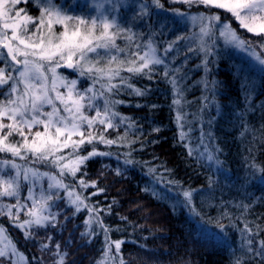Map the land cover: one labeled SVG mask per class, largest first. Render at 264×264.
I'll list each match as a JSON object with an SVG mask.
<instances>
[{
  "label": "trees",
  "instance_id": "16d2710c",
  "mask_svg": "<svg viewBox=\"0 0 264 264\" xmlns=\"http://www.w3.org/2000/svg\"><path fill=\"white\" fill-rule=\"evenodd\" d=\"M56 2L70 8L68 15L93 14L86 4ZM137 2L143 6V0H134L129 8H119V29H113L125 30L116 39L123 52L113 49L104 53L100 65H107L112 55L117 56L114 65L134 59L130 53H142L149 41L165 64L154 65L143 75L121 71L120 75L143 91V96L135 95L119 78L112 80L119 91L105 96L112 102L121 101L114 110L126 119L120 124L117 117L118 126L104 135L117 143L109 146L94 141L83 145L78 150L81 156L88 155L93 145L97 151L110 154L92 157L80 166L75 177L68 171L63 177L69 190L85 197L89 207L101 211L91 217L87 208L76 212L68 204L65 191L60 190L64 199L56 203L63 212L52 209L57 212L55 228H27L29 233L37 234L26 242L24 231L15 227V208L12 218L6 213L0 215V227L23 255L25 264H57L61 255L64 264H103L100 258L104 246H113L115 241H123L119 257L125 264H264V255L259 251L264 242V66L252 65L220 42L213 44L205 56L197 43L184 45L179 39L197 31L186 22L189 14H220L230 19L222 11L159 0L162 28L151 38L148 26L153 18L147 25ZM22 7L30 16L39 14L35 3ZM177 12H183L185 18ZM246 38L258 44L262 39L250 35ZM169 45L172 51L165 56L164 49ZM257 51L260 54L264 49L258 45ZM206 60L212 63L205 66ZM61 72L75 76L63 69ZM172 79L176 80L175 87ZM7 87L0 88V98ZM97 103L102 106L104 99ZM87 114L94 116V110L88 109ZM178 115L182 117L179 122ZM95 130L99 134L104 126L97 125ZM13 140L21 138L15 136ZM71 152L72 148H67L61 154L67 157ZM209 155L213 159L209 160ZM5 158L11 159L0 153V159ZM29 165L60 178L57 168L50 164ZM81 179L88 184L96 181L97 187L84 188ZM98 188L105 191L92 196ZM185 191L191 192L190 203L183 195ZM26 194L27 186L22 185L20 202L29 206ZM15 203L14 198H0V205ZM26 212L25 208L19 213L20 221L27 219ZM90 218L89 229L84 222ZM97 220L108 229L107 238ZM84 232L95 234L81 237ZM11 262L12 257L11 261L3 259V264Z\"/></svg>",
  "mask_w": 264,
  "mask_h": 264
},
{
  "label": "snow or ice",
  "instance_id": "6c2138e0",
  "mask_svg": "<svg viewBox=\"0 0 264 264\" xmlns=\"http://www.w3.org/2000/svg\"><path fill=\"white\" fill-rule=\"evenodd\" d=\"M34 2L40 11L38 18L27 15L25 8L19 7L21 3ZM182 2L189 7L193 4H203L206 8L224 9L225 12L231 13V17L239 22L240 28L246 29L248 33H253L257 37H262L260 47L264 49V0H182ZM152 3L157 8L162 7L159 0H152ZM147 7L148 5L142 6L141 19L148 15L143 10ZM69 10L70 8L58 4L56 0H0V63L5 65L0 67V88L8 86L2 93L3 98H0V153L11 157V159H0V198L8 197L16 200L14 205H0V215L6 213L9 218H12V209H16L15 227L24 231L26 242L37 234L29 233L27 228L56 227L57 212L52 209H60L56 201L64 199L58 191L61 188L67 192L68 203L75 208L76 212H80L82 207L87 208L91 217L93 213L101 211L98 208L89 207L85 203L86 198L76 194L74 190L69 191V186L63 183L65 170L75 177L80 171V166L92 157L110 154L97 151L93 145V150L88 155L81 156L78 150L83 145L93 144L94 141L109 146L117 143V140L107 139L104 135L108 129L118 126L116 118L119 117V113L114 109L115 104L121 101L112 102L105 96V93L119 91L118 85L112 83V80L119 78L121 84L131 88L135 95L143 96V91L133 87L120 75L121 71L143 75L146 74V69L151 72L152 66L165 64V59L157 55V49L149 41L145 46L146 51L141 53L137 50L130 53L134 59L120 60L115 67H112L113 62L117 61V56L112 55L107 65L99 66L101 64L99 49H103L105 53H110L113 49L123 52V49L116 44V39L125 30L109 31L119 29V25L114 16L109 18L106 14L108 10L103 4L96 5V15L90 20L86 17L68 15ZM175 14L181 19L185 18L183 12ZM190 19L193 24L200 26V31L194 36L193 41H198V50L205 53V56L211 51L208 41L212 40L218 31L219 37L223 38L225 43L242 50L246 49L251 57L264 66V58H262L264 51L258 55L254 42L238 35L237 30L230 22H227L229 18L222 17L220 14L205 15L198 12ZM29 24H34L36 31L29 33ZM45 25L47 33L43 31ZM53 25H61L64 30L57 36L53 31ZM98 29H102L99 34H97ZM37 39L39 42H36ZM127 39L131 40L132 37L128 36ZM4 50H6V56ZM171 51L172 45H169L164 49L165 56ZM189 51L192 49L189 48ZM90 53H95L96 58L90 57ZM208 63L212 61L206 60L205 66ZM61 67L78 71L81 76L87 74L92 78L94 85L101 81L106 83H101L102 91L99 95L94 87H89L82 92L78 91L77 80L72 79L69 82L57 73V68ZM5 68H10L7 74H5ZM164 74L166 77L170 75L167 69ZM49 80H51V87H49ZM171 83L175 87L176 80L172 79ZM60 86L67 89V95L58 90ZM101 97L104 99L102 106L97 103ZM46 108L51 110L47 111ZM88 109L94 110L95 115H88ZM125 119V117H119V123H124ZM181 119L182 117L178 115L177 121ZM97 125H103L104 131L97 134L95 130ZM41 126L42 131L39 130ZM15 136H19L21 140L14 141ZM183 138L182 132L181 139ZM118 139L123 138L118 137ZM67 148H72V152L66 157L61 153ZM191 154L189 152V155ZM17 158L25 163H17ZM208 159L211 160L213 157L209 155ZM65 160H67L66 163ZM126 162L132 163L131 160ZM29 163L50 164L58 169L60 178L48 172L42 173L39 169L29 166ZM117 174H120L119 170ZM45 178L48 180L46 189L41 187V182ZM79 183L84 188L97 187L96 181L88 184L81 179ZM22 185H28V196L25 199L32 202L31 207L20 202ZM36 188H40L38 193L34 191ZM104 191L105 189L98 188L91 195L96 196ZM183 195L190 203L191 192L185 191ZM25 208L28 209L25 215L29 219L20 221L19 213ZM60 211L63 212V209ZM65 219L70 218L66 216ZM97 222L103 228L107 238L108 229L103 226L102 221L97 220ZM84 223L90 228L91 218ZM3 232L4 229L0 227V233ZM94 234L84 232L81 233V237ZM48 239L52 240V236H48ZM68 243H71V240ZM114 243L119 253L123 241ZM9 246L11 255H17V249L11 241ZM41 247L51 251L47 244H42ZM56 249L58 253L59 243L56 244ZM108 251L105 252L106 256ZM259 251L261 255H264V242ZM5 258L11 261L9 252L0 249V264H3ZM57 264H64L63 255L60 256ZM121 264H125L123 258H121Z\"/></svg>",
  "mask_w": 264,
  "mask_h": 264
},
{
  "label": "rangeland",
  "instance_id": "374dc122",
  "mask_svg": "<svg viewBox=\"0 0 264 264\" xmlns=\"http://www.w3.org/2000/svg\"><path fill=\"white\" fill-rule=\"evenodd\" d=\"M59 1L62 3L64 0H59ZM133 1L134 0H72L73 3H82V4H86L87 6H89V9H91V12H93V14L92 15H89V16L80 15L81 17H86L89 20L91 19L92 16L96 15V5H98V4H103L104 7L108 10L106 12V14L109 16V18H111V17L114 16L116 18V20H117L118 19V13H119V10H120L119 8H125V7L126 8H129L132 5V2ZM171 1H173L175 3H181V4H184L185 6H188L189 7V5L186 4V3H183L182 0H171ZM142 3H143V5H148L147 9H143L144 11H146L148 13V15H145L144 16V19H145L146 24L147 25L149 24L150 19H151V16L153 18L152 25L151 26L149 25L148 27H149V36L151 38H154L161 31V28H162V23L160 22V16H159V14L161 13L160 11H161L162 7L157 8L152 3V0H151V2H146L145 0H143ZM23 5H24V3H21L19 5V7L24 8V7H22ZM137 7H138L139 10H140V8L142 9L141 4H139L138 2H137ZM191 7H196V8L197 7L198 8L201 7L204 10L205 9H207V10H213L214 9V10L222 11L225 15L227 14L230 17L229 21H227V22H230L231 23L232 27L237 30L238 35H241V37L243 39L250 41V39L246 38V35H250V37L252 39L253 38H257V36H255L253 33H248L246 29L239 30V27H240L239 22L236 21V24L234 25L233 23L235 21V18L234 17H231V13L225 12L224 9H217V8H212V7L206 8L203 4H193ZM152 8H154V11H152ZM38 12H39V14H38L37 17H33V16L32 17L33 18H38L40 16V11L38 10ZM26 14L29 15L27 12H26ZM190 15L191 14H189V16L186 17V22L190 25L191 28H195L197 31L195 33H192L189 37L188 36L187 37H183L184 39H182V41H183V44L184 45H187L189 43L190 44L197 43L199 45L198 41H196V42L193 41V38H194V36H196L199 33L200 26H199V24H193L192 23V21L190 19V17L192 15L191 16ZM172 18L174 19V12L172 14ZM38 22L39 21L37 19V23ZM154 22H155V24H154ZM28 28H29V33L36 31V28H35V25L34 24H29L28 25ZM63 30L64 29H63V27L61 25H53V31H54V33L57 36ZM43 31L45 33H47L48 30H47L46 25H45ZM99 31H102V29H98L97 34H99ZM109 31L110 32H113V29H110ZM9 35H10V32H9ZM205 39H207V38H205ZM36 42H39V40L37 39ZM56 42H58V41H56ZM217 42H220V43H222L225 46L226 45L227 46H230L236 52L237 55H239L241 57H244L252 65H254V66H261L253 57H251L249 55V53H248V51L246 49L242 50V49L237 48L236 46H234L232 44L225 43V40L223 38H220L219 37V32L218 31L215 33V36L213 37V39L210 40V41H208V43L212 46L213 44H215ZM254 44H255L256 49H258V45L260 46V44H258V43H254ZM152 46L155 47V45L153 43H152ZM146 50H147V48H145L144 51H146ZM98 52L100 53L99 59L101 61L103 59V56H104V53L105 52H104L103 49H99ZM115 52H117V51L115 50ZM5 54L6 53L4 51V55ZM257 54L259 55V52L258 51H257ZM157 55H158V53H157ZM89 56L90 57H93V58H96V54L95 53H90ZM8 63L10 64L11 61H8ZM1 64L3 65L1 67H5V65L3 63H1ZM99 66H101V65H99ZM115 66L116 65H114V64L112 65V67H115ZM61 69L62 68H57V73L60 76L65 77L66 80L69 81V82L72 79L77 80L76 89L78 91H81V92L84 91L85 89L89 88V87H94L96 89V91H97V94L99 95L100 91H102L101 83H106V81H101V82H98V83H96L94 85L92 78H90L87 74H85L84 76H81L78 71H73V70L72 71H67V72H72V73L75 74V76L74 77H68V76L64 75L61 72ZM8 71H10V68H5V74H7ZM13 75H15V73H13ZM50 75L51 74L49 73V76ZM49 87H51V80H49ZM58 90L61 93H64L65 95H67V89L65 87L60 86ZM89 95H91V93H89ZM101 98H103V97H101ZM57 104H58V102H57ZM46 110L47 111H50L51 109L50 108H46ZM94 115H95V111H94ZM5 122H7V121H5ZM39 130H41V131L43 130L42 129V126L40 127ZM34 131H35V129H34ZM74 139H75V137H74ZM16 162L17 163H23V161H20L18 158H17V161ZM64 162L66 163L67 161H64ZM29 166H31V165H29ZM65 171H67V170H65ZM40 172L44 173V171H40ZM51 174L52 175H55L53 173H51ZM26 186H27V194H26V197H27L28 196V185H26ZM43 186L48 187V180H47V178H45L44 180H42L41 187H43ZM60 190H64V189L61 188L58 191H60ZM34 191L38 193L40 191V188H36V189H34ZM69 191H71V190H69ZM65 196H66V198L68 200L67 192H65ZM74 198L75 197L73 196V199ZM28 201H29V207H31L32 202L30 200H28ZM27 211H28V209H27ZM27 219H29L28 216H27ZM88 228H89V226H88ZM9 241L10 240L7 237L5 231L3 233H0V249H3V250L8 251L9 252V255L12 257L13 261L15 262V264H25V258L18 251H17V255H11V247L9 246ZM109 248H110V251H108ZM106 251H108V255L107 256L105 255V252ZM100 262L103 263V264H121V259L119 257V253H117V251L115 249V244L113 246H111L109 243H106V245L104 246L103 252L101 254Z\"/></svg>",
  "mask_w": 264,
  "mask_h": 264
},
{
  "label": "water",
  "instance_id": "95a60500",
  "mask_svg": "<svg viewBox=\"0 0 264 264\" xmlns=\"http://www.w3.org/2000/svg\"><path fill=\"white\" fill-rule=\"evenodd\" d=\"M239 30H242V28L239 27ZM5 53H6V50H4ZM63 70H66V71H72V69H68V68H64V67H61Z\"/></svg>",
  "mask_w": 264,
  "mask_h": 264
},
{
  "label": "flooded vegetation",
  "instance_id": "af4514ba",
  "mask_svg": "<svg viewBox=\"0 0 264 264\" xmlns=\"http://www.w3.org/2000/svg\"><path fill=\"white\" fill-rule=\"evenodd\" d=\"M5 56H6V54H5ZM10 61V60H9Z\"/></svg>",
  "mask_w": 264,
  "mask_h": 264
}]
</instances>
